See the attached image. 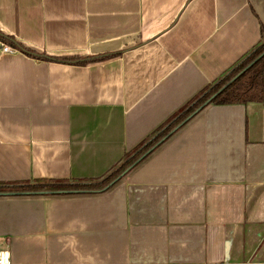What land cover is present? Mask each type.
Returning <instances> with one entry per match:
<instances>
[{"label":"crops","instance_id":"0c3cea01","mask_svg":"<svg viewBox=\"0 0 264 264\" xmlns=\"http://www.w3.org/2000/svg\"><path fill=\"white\" fill-rule=\"evenodd\" d=\"M0 183L99 180L264 39V0H0ZM10 45V43L8 42ZM11 264H264V103H209L104 190L0 193Z\"/></svg>","mask_w":264,"mask_h":264},{"label":"trees","instance_id":"16d2710c","mask_svg":"<svg viewBox=\"0 0 264 264\" xmlns=\"http://www.w3.org/2000/svg\"><path fill=\"white\" fill-rule=\"evenodd\" d=\"M0 40L3 43H10L14 48L24 49L25 52L43 56L50 60L75 61L86 64L88 61H97L102 59L87 58L82 61L81 58H61L50 57L45 54H39L19 44L12 36L0 31ZM264 103V39L250 51L245 57L240 59L234 68L223 74L217 81L207 85L202 92L193 98L186 106L185 110L179 115H175L169 122L155 130L153 136L141 142L135 149L128 151L122 161L114 166L106 177L99 180L66 181V180H47L41 179L35 182H8L0 183V193H18V194H41L57 192H74L104 190L111 186L115 181L123 176L125 171L135 165L140 158L147 154L160 140L169 135L173 128L177 127L188 116L203 108L209 103L215 104H235V103Z\"/></svg>","mask_w":264,"mask_h":264},{"label":"built area","instance_id":"2783aa9c","mask_svg":"<svg viewBox=\"0 0 264 264\" xmlns=\"http://www.w3.org/2000/svg\"><path fill=\"white\" fill-rule=\"evenodd\" d=\"M2 50L3 52L7 51V52H13V53H16L19 51L18 48H14L5 42L2 44ZM0 264H11L10 254L1 248H0Z\"/></svg>","mask_w":264,"mask_h":264},{"label":"water","instance_id":"95a60500","mask_svg":"<svg viewBox=\"0 0 264 264\" xmlns=\"http://www.w3.org/2000/svg\"><path fill=\"white\" fill-rule=\"evenodd\" d=\"M19 50L21 51V50H24V49L21 48V49H19ZM24 51H25V50H24Z\"/></svg>","mask_w":264,"mask_h":264}]
</instances>
